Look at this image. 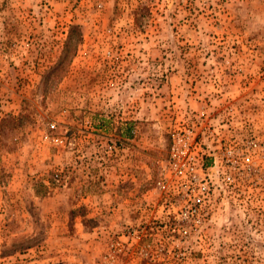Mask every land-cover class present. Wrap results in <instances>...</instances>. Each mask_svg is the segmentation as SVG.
<instances>
[{
	"label": "rangeland",
	"instance_id": "374dc122",
	"mask_svg": "<svg viewBox=\"0 0 264 264\" xmlns=\"http://www.w3.org/2000/svg\"><path fill=\"white\" fill-rule=\"evenodd\" d=\"M134 257L264 264V0H0V264Z\"/></svg>",
	"mask_w": 264,
	"mask_h": 264
},
{
	"label": "built area",
	"instance_id": "2783aa9c",
	"mask_svg": "<svg viewBox=\"0 0 264 264\" xmlns=\"http://www.w3.org/2000/svg\"><path fill=\"white\" fill-rule=\"evenodd\" d=\"M52 128H55V124L52 125ZM119 253H120V254H127V252H124V248H123V247H121V248L119 249ZM146 254H147V253H146ZM135 258H137V257H134V258H133V263H132V264H143L142 259H140V261L136 263V262H135Z\"/></svg>",
	"mask_w": 264,
	"mask_h": 264
}]
</instances>
